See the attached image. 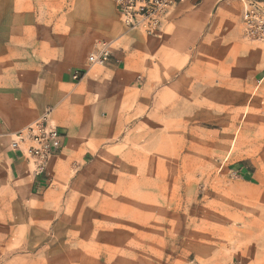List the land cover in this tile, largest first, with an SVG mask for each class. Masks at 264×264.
<instances>
[{
  "label": "rangeland",
  "instance_id": "1",
  "mask_svg": "<svg viewBox=\"0 0 264 264\" xmlns=\"http://www.w3.org/2000/svg\"><path fill=\"white\" fill-rule=\"evenodd\" d=\"M88 1L0 0V12L14 6L38 16L33 37L45 33L46 51L49 43L98 35L88 60L111 44ZM257 101L220 124L175 133L173 146L150 145L143 135L135 155L122 147L110 163L100 156L72 167L40 199L0 186V264H264V110Z\"/></svg>",
  "mask_w": 264,
  "mask_h": 264
},
{
  "label": "crops",
  "instance_id": "2",
  "mask_svg": "<svg viewBox=\"0 0 264 264\" xmlns=\"http://www.w3.org/2000/svg\"><path fill=\"white\" fill-rule=\"evenodd\" d=\"M88 2L102 18L101 37L112 44L105 67L88 66L98 35H75L46 51L45 33L33 37L40 34L38 16L14 6L0 12V186L6 183L11 195L40 199L72 167L82 170L100 156L110 163L122 147L135 155L143 135L150 145L173 146L175 133L235 118L259 99L264 110V42L244 37L241 0H183L153 37L128 31L114 0L110 11ZM48 111L61 146L39 174L27 154L11 149L12 134Z\"/></svg>",
  "mask_w": 264,
  "mask_h": 264
},
{
  "label": "built area",
  "instance_id": "3",
  "mask_svg": "<svg viewBox=\"0 0 264 264\" xmlns=\"http://www.w3.org/2000/svg\"><path fill=\"white\" fill-rule=\"evenodd\" d=\"M183 0H114L120 20L128 31L142 32L148 37L159 33L171 9ZM243 33L250 42H264V0H241ZM111 44L102 43L88 58L89 67H105L111 60ZM73 80L79 81L75 72ZM46 112L39 120L12 134L11 149L27 154L39 174L61 146V136Z\"/></svg>",
  "mask_w": 264,
  "mask_h": 264
}]
</instances>
